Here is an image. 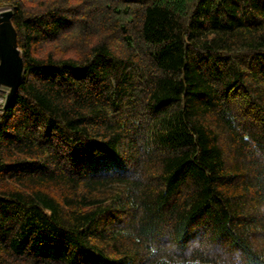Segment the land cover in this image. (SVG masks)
<instances>
[{"label": "trees", "instance_id": "trees-1", "mask_svg": "<svg viewBox=\"0 0 264 264\" xmlns=\"http://www.w3.org/2000/svg\"><path fill=\"white\" fill-rule=\"evenodd\" d=\"M0 6L23 60L0 264H151L193 237L212 264H264V0Z\"/></svg>", "mask_w": 264, "mask_h": 264}, {"label": "water", "instance_id": "water-1", "mask_svg": "<svg viewBox=\"0 0 264 264\" xmlns=\"http://www.w3.org/2000/svg\"><path fill=\"white\" fill-rule=\"evenodd\" d=\"M11 14L9 7L0 6V87L7 88L3 108L13 98L23 72V60Z\"/></svg>", "mask_w": 264, "mask_h": 264}, {"label": "clouds", "instance_id": "clouds-1", "mask_svg": "<svg viewBox=\"0 0 264 264\" xmlns=\"http://www.w3.org/2000/svg\"><path fill=\"white\" fill-rule=\"evenodd\" d=\"M182 243L183 246L165 239L163 248H150L151 264H212L203 254L201 240L193 237Z\"/></svg>", "mask_w": 264, "mask_h": 264}, {"label": "built area", "instance_id": "built-area-1", "mask_svg": "<svg viewBox=\"0 0 264 264\" xmlns=\"http://www.w3.org/2000/svg\"><path fill=\"white\" fill-rule=\"evenodd\" d=\"M5 89V88H4ZM7 88L5 90L1 89L2 94L0 95V112L3 109V105L5 103V95H6Z\"/></svg>", "mask_w": 264, "mask_h": 264}, {"label": "rangeland", "instance_id": "rangeland-1", "mask_svg": "<svg viewBox=\"0 0 264 264\" xmlns=\"http://www.w3.org/2000/svg\"><path fill=\"white\" fill-rule=\"evenodd\" d=\"M4 88L6 89V87H4V86H1V87H0V91H1V89L5 90Z\"/></svg>", "mask_w": 264, "mask_h": 264}, {"label": "bare ground", "instance_id": "bare-ground-1", "mask_svg": "<svg viewBox=\"0 0 264 264\" xmlns=\"http://www.w3.org/2000/svg\"><path fill=\"white\" fill-rule=\"evenodd\" d=\"M1 99V98H0Z\"/></svg>", "mask_w": 264, "mask_h": 264}]
</instances>
